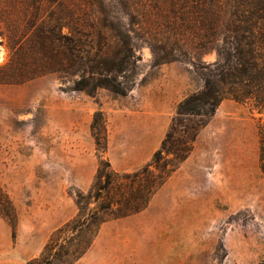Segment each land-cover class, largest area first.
Instances as JSON below:
<instances>
[{
	"label": "rangeland",
	"instance_id": "374dc122",
	"mask_svg": "<svg viewBox=\"0 0 264 264\" xmlns=\"http://www.w3.org/2000/svg\"><path fill=\"white\" fill-rule=\"evenodd\" d=\"M161 5L0 0V185L17 213L15 228L0 216V264L40 256L55 230L77 214L76 195L92 187L101 160L118 172L145 165L178 104L202 88V76L217 80L220 69L228 73L237 61L234 39L223 33L208 48H197L190 32L175 36L176 18L167 12L164 21ZM76 22L87 31L90 24L137 30L135 69L117 75L130 89H79L80 72L60 70L52 42ZM91 39L114 40L106 31ZM109 45L113 55L116 46ZM152 49L172 52L173 59L155 66ZM98 110L106 118L105 151L98 150L92 132ZM263 126L264 111L253 100H222L205 119L189 157L147 208L103 223L74 264H264Z\"/></svg>",
	"mask_w": 264,
	"mask_h": 264
},
{
	"label": "trees",
	"instance_id": "16d2710c",
	"mask_svg": "<svg viewBox=\"0 0 264 264\" xmlns=\"http://www.w3.org/2000/svg\"><path fill=\"white\" fill-rule=\"evenodd\" d=\"M160 12L164 21L169 19L167 12L178 20L177 23L174 19L177 25L174 29L178 30L175 36L187 32L194 35L197 48H208L213 43L212 37L218 33L234 39L237 61L228 73L220 69L217 80H212L208 74L202 76V88L188 94L178 104L161 146L145 165L131 172H118L109 161L101 160L92 187L76 195L75 217L57 228L41 255L26 264H74L91 247L103 223L146 209L157 191L189 157L205 119L211 118L225 98L240 102L253 100L260 111H264V0H162ZM77 24L68 25L69 32L52 42L56 49L51 57L57 59L60 70L80 72L79 89L92 91L105 87L117 93L130 89L131 85L123 86L117 81V75L135 69L138 56L132 34L137 30L131 27L124 31L121 25L115 24L97 29L90 24L87 31ZM104 31L112 34V43L91 39L95 32L100 35ZM84 36L89 40H82ZM109 44L116 46L113 55ZM152 51L155 66L173 59L172 52L161 55L155 49ZM218 51L224 60L230 59L223 48ZM92 132L98 150L105 151L107 126L101 110L95 112ZM260 137L264 175V126L260 128ZM0 216L16 227L15 205L1 185Z\"/></svg>",
	"mask_w": 264,
	"mask_h": 264
}]
</instances>
